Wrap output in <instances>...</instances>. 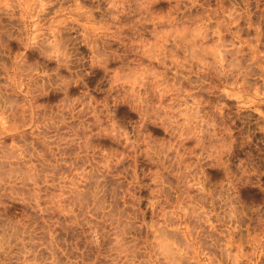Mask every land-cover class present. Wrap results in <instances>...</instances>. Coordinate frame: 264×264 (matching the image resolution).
<instances>
[{
  "label": "clouds",
  "instance_id": "9594fccd",
  "mask_svg": "<svg viewBox=\"0 0 264 264\" xmlns=\"http://www.w3.org/2000/svg\"><path fill=\"white\" fill-rule=\"evenodd\" d=\"M0 264H264V0H0Z\"/></svg>",
  "mask_w": 264,
  "mask_h": 264
}]
</instances>
